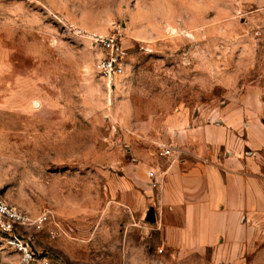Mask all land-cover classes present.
Listing matches in <instances>:
<instances>
[{
    "label": "rangeland",
    "instance_id": "1",
    "mask_svg": "<svg viewBox=\"0 0 264 264\" xmlns=\"http://www.w3.org/2000/svg\"><path fill=\"white\" fill-rule=\"evenodd\" d=\"M99 35L125 50L111 83ZM228 110L264 125V0H0V197L64 233L32 232L31 264H264V219L239 249L181 260L147 221L173 125Z\"/></svg>",
    "mask_w": 264,
    "mask_h": 264
},
{
    "label": "crops",
    "instance_id": "2",
    "mask_svg": "<svg viewBox=\"0 0 264 264\" xmlns=\"http://www.w3.org/2000/svg\"><path fill=\"white\" fill-rule=\"evenodd\" d=\"M229 112L220 125L185 118L172 127L180 150L164 156L151 207L168 257L202 256L219 243L239 249L247 228L255 232L264 219V125L245 123L239 111L230 119Z\"/></svg>",
    "mask_w": 264,
    "mask_h": 264
},
{
    "label": "built area",
    "instance_id": "3",
    "mask_svg": "<svg viewBox=\"0 0 264 264\" xmlns=\"http://www.w3.org/2000/svg\"><path fill=\"white\" fill-rule=\"evenodd\" d=\"M92 40L93 44L105 53L96 64L101 77L111 83L124 75L125 50L121 43L115 37L100 35L94 36ZM174 150L171 145H161L160 155H171ZM148 176L152 179L154 186L159 183L154 171H148ZM46 228L51 239H57L64 234L50 212L32 217L0 197V234L3 235L10 249L17 253L18 264H31L37 261L38 257L33 249L34 237L31 234L42 232ZM21 231L25 233L22 234ZM43 264L49 263L43 262Z\"/></svg>",
    "mask_w": 264,
    "mask_h": 264
},
{
    "label": "water",
    "instance_id": "4",
    "mask_svg": "<svg viewBox=\"0 0 264 264\" xmlns=\"http://www.w3.org/2000/svg\"><path fill=\"white\" fill-rule=\"evenodd\" d=\"M147 221L153 222V223L156 221V216H155V212L153 209H151V211L148 213Z\"/></svg>",
    "mask_w": 264,
    "mask_h": 264
}]
</instances>
